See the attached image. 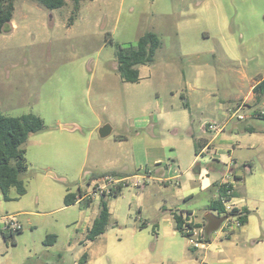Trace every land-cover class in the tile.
<instances>
[{
	"label": "rangeland",
	"instance_id": "1",
	"mask_svg": "<svg viewBox=\"0 0 264 264\" xmlns=\"http://www.w3.org/2000/svg\"><path fill=\"white\" fill-rule=\"evenodd\" d=\"M73 13V1L49 10L36 0H16L13 31L0 32L3 114L39 115L46 125L42 135L76 124L81 139L59 136L56 144L41 148L35 144L37 133L23 145L28 169L21 177L27 192L6 201L0 191V219L15 214L22 231L15 235L16 245L0 235V264H77L85 251L86 264L186 262L182 242L156 236L160 211L155 205L169 204L176 190L175 180L166 188L161 179L189 166L194 156L189 130L202 134L201 119L222 115V109L214 110L220 100L245 96L251 82L264 76V0H82ZM149 30L163 43L152 64L155 73L150 76L151 68L143 67L139 82H123L109 39L136 45ZM196 47L209 52L182 53ZM246 103L253 109L244 111L250 122L264 125L252 118V111H264V105ZM160 106L171 111V119ZM106 123L114 132L103 138L99 128ZM227 130L236 132L232 124ZM117 137L128 140L120 157L128 155L124 174L130 176L122 193L109 200L117 224L85 247V217L96 214L99 200L86 208L80 202L66 206L64 198L68 191H85L94 178L112 176ZM145 146L169 153L173 167L164 176L150 178L147 165L137 167L134 160ZM198 160L205 165V156ZM239 169L245 172L242 164ZM16 194L12 188L10 196ZM48 234L58 236L52 246L43 243Z\"/></svg>",
	"mask_w": 264,
	"mask_h": 264
},
{
	"label": "crops",
	"instance_id": "2",
	"mask_svg": "<svg viewBox=\"0 0 264 264\" xmlns=\"http://www.w3.org/2000/svg\"><path fill=\"white\" fill-rule=\"evenodd\" d=\"M203 8L205 11V6H203L202 9ZM162 47L163 43L157 52L160 51ZM196 48L198 50L192 51H188L189 49L187 48V50L185 48L182 53L187 55L195 54L198 56L201 52H209V48ZM151 66L152 64L141 65L139 67L141 79L143 67L151 68L150 76H153L155 67ZM261 79H264V76L251 82L250 89L245 96H240L235 99L227 98L220 100L222 104H218L214 107V110L222 109V115L219 114L217 120L201 119L202 134L196 136V132L190 129L189 135L194 139V156L192 159L189 158V166L185 171L178 172L176 170L174 175L161 179L166 188H169V183L175 180L172 185L174 184L173 186L176 190L173 189L174 198L169 204L167 201L161 200L155 205L160 211V214H158L154 220V226L157 227L156 236L159 238L165 236L171 239L172 242H182L184 244L183 249L186 252L185 257L187 263L181 261L179 264H264V125L252 124L249 120V116L244 114V111L252 109L249 108L251 105L246 103L247 100H254L256 103L264 105V98L257 96L254 92L255 85ZM182 80L184 81V79ZM122 81L126 82L124 80ZM197 84L194 83L192 87L196 89ZM181 96L183 99L186 98L183 92ZM183 106L191 110L187 102H184ZM160 111L162 115L164 114V116L170 119L172 118L171 111L168 110V108L166 109V107L160 106ZM256 112L259 111H254V113L252 111V118L259 119ZM238 115H243L245 118L239 120ZM172 123L174 124V122ZM210 123H217L222 131L217 133L210 130L208 128ZM230 124L236 129V132L227 130ZM241 125H243V128ZM246 126L250 127L251 130H246ZM77 127L76 124L63 125L61 127L62 133L56 135L54 133H49L47 135L39 133L37 134L38 136L35 137V144L39 145L41 148L53 146L54 143L56 144L59 140V136L80 141L79 135L74 131ZM52 139H54V141H52ZM127 141L126 138L117 139L115 141L118 142L116 147L118 151L116 154H119L110 162L111 171L109 174H113L111 177L122 181V183L127 181V178L130 177L124 174V171L127 169L126 156L128 155L125 154V157H120L123 153L124 143ZM195 141H198L200 146L198 153L195 148ZM141 149L142 151L139 152L138 159L134 161L139 168H142L143 165H147V169L152 172L147 174L148 177L153 178V173H162V176H164V170L169 171L170 168L173 167L171 166V161L173 160H171L165 148H148L145 146ZM204 156L206 159L204 161L205 165H202L201 161L198 159ZM180 159L181 156H179L178 160L180 161ZM147 161H149L148 164ZM241 164L244 166V173L239 172ZM196 165H198V167H196ZM118 169L122 172H119ZM105 176L94 178L88 184V188L85 191H89L95 185L101 184ZM134 176H139V174H134ZM237 177L240 179L237 180ZM226 182L233 185L235 195L230 200L225 201V206L228 204L239 210L245 208L249 209L251 214L246 224L237 226V218L229 217L223 226L212 234L209 242H204L199 247L193 246L187 236H184L181 232L176 230L171 211H184L185 215L187 212H190L189 220L202 225L206 215L209 213H217L216 211H211L209 205L212 200L219 197L218 185ZM111 198L116 197L108 198V206ZM97 200L98 199H95V201ZM95 201L91 202L89 207H91ZM81 204L83 205V203ZM109 210L111 213V220L107 231L111 225L117 224L113 218L110 206ZM99 211L100 200L99 210L96 214L86 215L85 217L84 228L86 232L84 237L88 229L92 226L94 219L98 216ZM2 218L0 222H2ZM0 235L2 234L0 233ZM179 238H182L184 241H181ZM4 241L7 242L5 239ZM85 247H88L87 243ZM171 249L174 250L173 246H171ZM193 254H196L199 258Z\"/></svg>",
	"mask_w": 264,
	"mask_h": 264
},
{
	"label": "trees",
	"instance_id": "3",
	"mask_svg": "<svg viewBox=\"0 0 264 264\" xmlns=\"http://www.w3.org/2000/svg\"><path fill=\"white\" fill-rule=\"evenodd\" d=\"M41 5L49 10L62 8L68 1L74 2V14L79 12L82 0H36ZM16 0H0V32L9 33L13 30L12 19L15 11ZM73 15L71 17H73ZM73 23V22H72ZM109 44L116 46V61L117 70L122 80L130 83H137L140 81L141 65H151L156 60V52L162 46L160 36L153 30L146 31L138 39L136 45L120 44L114 41L112 37L109 39ZM254 92L257 96L264 98V79H261L254 87ZM257 117L264 120V111L257 112ZM46 129L45 122L42 117L34 113H27L20 116H7L3 114L0 106V191L6 201L18 199L25 195L27 188L21 175L27 171L28 162L26 157V149L23 146L28 138ZM251 130L250 127L245 128ZM120 137H117V139ZM122 139V138H121ZM198 141H195V148L198 153ZM198 167V165H196ZM196 169V168H195ZM147 174L152 173L149 169ZM113 175V174H111ZM240 179L237 177V180ZM124 184H117L111 188L110 194H103L100 198V211L98 216L94 219L92 226L86 233V244L88 241L92 242L107 231L110 224L111 213L108 206V198L117 197L121 194ZM12 188L16 189V196H10ZM219 197L212 200L209 205L211 211L217 213H209L205 217L202 225L196 224L189 220L190 212L186 215L184 211L172 210L175 228L184 236H190L187 228L203 227L204 242L211 240L212 234L218 230L226 222L229 217H236L240 222V226L246 224L251 211L247 208L239 210L234 207L230 211L226 209L225 201L230 200L234 195V187L231 183L226 182L218 185ZM83 191L79 188L77 193L68 191L64 198L66 206L75 204L76 202L83 203L84 207H89L93 199H86V201H78ZM146 227L142 224L141 228ZM155 227V226H154ZM22 229L16 231L0 229V233L7 242L16 245L15 235L21 232ZM58 236L56 234H48L44 240V245L52 246L57 242ZM194 249V247H193ZM89 259V253L85 251L77 261V264H86Z\"/></svg>",
	"mask_w": 264,
	"mask_h": 264
},
{
	"label": "built area",
	"instance_id": "4",
	"mask_svg": "<svg viewBox=\"0 0 264 264\" xmlns=\"http://www.w3.org/2000/svg\"><path fill=\"white\" fill-rule=\"evenodd\" d=\"M238 118L239 120H243L245 117L243 115H238ZM208 128L217 133L222 131L221 127L217 123H210L208 125ZM103 179L104 182H102L101 184L95 185L89 191H83V194L79 197L78 201L86 200V198L100 200L103 194H110L112 187H115L117 184L122 183V181L116 180L114 177L108 175H106ZM232 208L234 207L226 204V209L228 211H230ZM2 223L3 229L5 230L16 231L18 229H22V225L19 223L15 214L4 215L2 218ZM236 225L240 226V222L238 220L236 221ZM186 230L187 232L189 231V233H191L188 238L190 239L193 246L199 247L204 243L203 227L187 228Z\"/></svg>",
	"mask_w": 264,
	"mask_h": 264
},
{
	"label": "water",
	"instance_id": "5",
	"mask_svg": "<svg viewBox=\"0 0 264 264\" xmlns=\"http://www.w3.org/2000/svg\"><path fill=\"white\" fill-rule=\"evenodd\" d=\"M241 127L243 128V125H241ZM113 130H114L113 126L109 123H106L99 128V134L101 137L105 138L112 135Z\"/></svg>",
	"mask_w": 264,
	"mask_h": 264
}]
</instances>
